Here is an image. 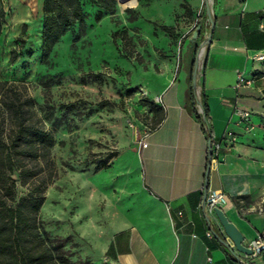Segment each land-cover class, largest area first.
<instances>
[{
    "label": "crops",
    "instance_id": "1",
    "mask_svg": "<svg viewBox=\"0 0 264 264\" xmlns=\"http://www.w3.org/2000/svg\"><path fill=\"white\" fill-rule=\"evenodd\" d=\"M44 2L2 0L5 19L21 26L14 37L27 26V37L42 44ZM191 3L199 13L204 0ZM212 7L215 29L195 88L208 106L211 135L194 112V60L162 59L141 70L137 82L163 117L143 129L140 140L122 136L113 159L93 170L106 226L91 228L108 234L89 237L88 224L71 227L83 238L88 264H208L209 257L216 264H264V255L228 250L217 216L209 237V218L200 208L206 189H221L231 197L223 210L244 244L258 234L264 238V59L258 58L264 54V0H212ZM200 23L199 44L209 31L207 14ZM241 73L247 82L236 87ZM236 108L251 112L249 123ZM211 142L222 147L209 168Z\"/></svg>",
    "mask_w": 264,
    "mask_h": 264
},
{
    "label": "rangeland",
    "instance_id": "2",
    "mask_svg": "<svg viewBox=\"0 0 264 264\" xmlns=\"http://www.w3.org/2000/svg\"><path fill=\"white\" fill-rule=\"evenodd\" d=\"M81 3L87 14L85 29L76 23L48 58L42 44L27 37V26L14 37L21 26L4 17L0 81L17 83L23 98H33L37 118L55 138L50 163L41 160L38 177L25 184L18 180V195L30 194L35 181L46 177L42 224L51 238L65 240L74 260L84 261L83 238L71 227L88 224L89 237L108 234L97 229V224L106 225L93 170L113 159L122 136L140 140L143 129L155 126L160 113L137 82L141 70L162 59L175 58L180 64L188 58L196 64L199 37L193 42L190 34L206 16V0L199 13L193 12L191 0H116L110 10L97 0ZM2 123L0 114V127ZM4 123L9 128V121Z\"/></svg>",
    "mask_w": 264,
    "mask_h": 264
},
{
    "label": "trees",
    "instance_id": "3",
    "mask_svg": "<svg viewBox=\"0 0 264 264\" xmlns=\"http://www.w3.org/2000/svg\"><path fill=\"white\" fill-rule=\"evenodd\" d=\"M97 3L110 10L115 7L116 0H97ZM102 15V10H99L97 16L100 18ZM4 17L5 11L0 0L1 22ZM86 17L81 0H45L43 57L48 58L55 44L76 23L84 30ZM195 30L196 27L191 31V37ZM20 42L22 48L25 42L23 39ZM15 57L16 52L13 59ZM191 84L194 112L201 119L196 106L193 74ZM23 96L17 83L0 81V114L3 121L0 127V264H88L81 259L74 260L72 253L66 248L65 240L60 237L51 238L42 224L40 211L45 202L43 191L47 185L46 177L35 181L36 185L30 190V194L18 195V180L25 184L40 175L42 170L37 165L41 160L47 165L50 163L51 148L55 142L52 132L46 130L37 118L33 98ZM202 104L211 135L208 106L206 102ZM159 113L154 127L162 120L163 110L159 109ZM6 120L9 121V128L4 127ZM29 162H35L34 168L27 166Z\"/></svg>",
    "mask_w": 264,
    "mask_h": 264
},
{
    "label": "built area",
    "instance_id": "4",
    "mask_svg": "<svg viewBox=\"0 0 264 264\" xmlns=\"http://www.w3.org/2000/svg\"><path fill=\"white\" fill-rule=\"evenodd\" d=\"M199 25H196V29ZM205 49L206 51V47H202V49ZM200 50V53H201ZM258 58L260 59H264V54H261L258 56ZM244 82H247V80L245 79V77L243 76V74H239L238 77V82L236 84V87H240ZM197 98L199 100H201L200 97V93L197 92ZM197 108L198 111L200 112V114H202L203 110L201 108L200 103H197ZM236 112L238 113V115L240 116L241 120L249 123L250 119H251V112L249 110H245V109H240V108H236ZM143 147H145L147 144L145 141L142 142ZM211 146V150H212V154H211V161L218 159L219 158V152L221 150V143L219 142H211L210 143ZM231 200V197L229 196V194H227L226 192H224L221 189H208L207 191H205L204 196L202 198L201 204H200V208L203 211V213L209 218V227H208V231H207V235L209 237H213V235L216 233V221L213 219L216 217V213H215V209L216 208H221L223 209L224 206L226 204L229 203V201ZM264 209V200H262L261 206H260V210ZM227 238V243L229 244L227 246L228 250L231 251V248L234 247L232 241L229 239V237ZM250 248H252L253 250V254L252 256H258V255H264V238L262 237L261 234H258L257 237L252 240V242L249 245ZM241 261H243L242 258H239ZM208 264H216L215 261L209 257L208 258Z\"/></svg>",
    "mask_w": 264,
    "mask_h": 264
},
{
    "label": "water",
    "instance_id": "5",
    "mask_svg": "<svg viewBox=\"0 0 264 264\" xmlns=\"http://www.w3.org/2000/svg\"><path fill=\"white\" fill-rule=\"evenodd\" d=\"M206 14H207V17H208V21H209L210 27H209V31L205 34L204 39H203V41L200 44V50H201L202 47H206V49H207L209 43L212 40L213 32H214V29H215V23L216 22H215V18H214V14H213L212 0H206ZM200 32H201V25H199L197 27V29L195 30V32L193 34V38H192L193 42L196 41V39L199 37ZM199 59H200V52H199L198 57L196 59L197 61H196V65H195V69H194V73H193L194 81H195V84H196L195 88H197ZM197 101L200 103L201 108L203 110L201 115L204 118V120L206 121V116L204 114L203 104H202L201 100H199L198 98H197ZM211 154H212V150H211V147H210L209 168H210V165H211V160H210L211 159ZM207 190L208 189H206V191ZM215 213H216V216L218 217L219 222H220L221 226L223 227V229L225 231V234H226V236L224 238L225 245L226 246L229 245L227 243V238H226V237H229V239L232 241V243L234 245V247L231 248L232 252H234V250H236V251L244 253V254H246L248 256H252V254H253L252 248H250L249 246L244 244L245 238H244L243 234L238 229V227L232 221L229 220V218L226 216L224 210L221 209V208H216L215 209Z\"/></svg>",
    "mask_w": 264,
    "mask_h": 264
},
{
    "label": "bare ground",
    "instance_id": "6",
    "mask_svg": "<svg viewBox=\"0 0 264 264\" xmlns=\"http://www.w3.org/2000/svg\"><path fill=\"white\" fill-rule=\"evenodd\" d=\"M204 54H205V49L203 48V49L201 50L200 57L202 58Z\"/></svg>",
    "mask_w": 264,
    "mask_h": 264
}]
</instances>
